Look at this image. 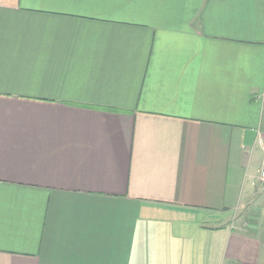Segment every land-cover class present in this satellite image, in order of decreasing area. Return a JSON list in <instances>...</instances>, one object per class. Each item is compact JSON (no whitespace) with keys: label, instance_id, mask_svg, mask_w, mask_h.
Returning a JSON list of instances; mask_svg holds the SVG:
<instances>
[{"label":"crops","instance_id":"0c3cea01","mask_svg":"<svg viewBox=\"0 0 264 264\" xmlns=\"http://www.w3.org/2000/svg\"><path fill=\"white\" fill-rule=\"evenodd\" d=\"M264 0H0V264H264Z\"/></svg>","mask_w":264,"mask_h":264},{"label":"built area","instance_id":"2783aa9c","mask_svg":"<svg viewBox=\"0 0 264 264\" xmlns=\"http://www.w3.org/2000/svg\"><path fill=\"white\" fill-rule=\"evenodd\" d=\"M258 143L264 144V138L263 139L259 138ZM262 179L264 180V159H263V163H262Z\"/></svg>","mask_w":264,"mask_h":264}]
</instances>
